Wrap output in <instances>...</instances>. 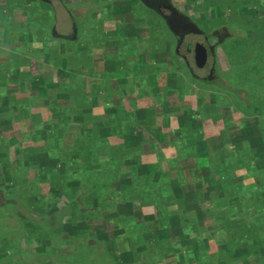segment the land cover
Masks as SVG:
<instances>
[{"label": "rangeland", "instance_id": "1", "mask_svg": "<svg viewBox=\"0 0 264 264\" xmlns=\"http://www.w3.org/2000/svg\"><path fill=\"white\" fill-rule=\"evenodd\" d=\"M116 1L4 0L5 3L2 4V0H0V4L4 5V7L0 5V8L4 9L2 13L0 12V62L6 60L7 56L13 53H18L21 58L27 59V61L22 59L17 61V74L9 76L8 71H5L3 79L8 77L9 80L6 86L0 79V84H3V86L0 85V118L3 114L6 115L7 119H13L14 116H9L10 105L27 106L30 112H37L41 115L42 122L49 124L53 118L50 105H38L36 104L37 100L33 102V96L36 94L31 91L29 85L37 73L43 76L48 75L51 82L59 80L56 78L53 68L57 70L56 67L64 56L62 51L64 46L69 47L68 50L72 53L78 51L79 58L77 60L69 59L67 70H78L81 61H83V56H87L85 63L88 66L84 65L86 67H83L85 70L84 79L87 81L103 84V81L94 74L92 67V63L98 60L103 52L111 53L113 57L119 55L120 60L118 61H122L121 67L125 70L120 77L121 80L113 78L114 80H111L112 85L109 86L107 82L108 88L107 85H104L99 90L100 96L91 89L87 94L89 98L87 101L95 100V104H92L93 106L90 108L91 114L99 117L96 120H105L106 125L110 126V128L103 126L108 129L104 138H99L96 135L97 138L95 139V130L90 131L96 127L93 119L88 121L89 124L84 127L89 133L81 132L82 123L77 120H71L66 125L61 123V129L64 130L67 139L64 143L62 142L64 145L60 146H54L53 141L47 140L43 133L40 135L36 133V137L39 136L34 139L33 132L25 131L28 128V121L22 123L13 121L11 123L12 131L9 133L12 135L15 131L18 132L16 135L18 137L16 138L17 144L23 149L41 147L47 144L48 153L52 154L50 158L54 161V166H52L53 169L50 168L47 170L48 172L45 171L44 173L48 174V177L49 174H52L49 177L50 180L33 181L34 173L25 165L17 171L18 173L7 174L13 177L12 183L3 182L7 170L0 167V175H2L0 177V191L7 194V199H11V196L16 197L15 204H4V208H0V232H3L2 235L9 238L12 244L15 240L19 247L16 246V248L22 254L27 253L23 257L20 255L12 256L17 253L14 252V246L13 253H11V243L4 247L0 246V264H14L15 262L19 264L20 262L24 264H35V262L39 264H66L64 259L60 258L61 255L78 258L80 264H115V256L120 255L123 261L127 251L132 252V257H135V261L131 264H177L176 260L172 259L171 252H167L170 244L169 246L165 245L163 250H159L152 247L154 240L145 238L143 241V238L140 237L139 231H142L144 225L146 228L150 225L155 228L151 221L144 220V216L155 215L157 220H164L167 225L173 222L174 217L183 223L191 221L192 218L196 220L197 215L194 211L181 210L179 185H191L193 187L191 190L196 197L203 194L210 196L206 176L216 175L220 166L218 157L222 156V153L214 150L207 152L205 151L206 148L202 151L201 138L204 136L217 135L220 131L225 130L227 136L235 135L236 137L235 131H240L251 125L259 130L262 135L260 136L261 141L264 142V107L262 111L260 108L258 113L252 114V112L249 113L248 104L249 91H258L256 76H253L249 71V55L254 48L262 47L264 49V0H167L170 7L177 9L182 17L188 19L189 26L193 27L190 31L197 35H189L185 40L192 44L197 42L212 48V52L210 50L207 55L206 66L202 69L194 66L191 55L188 56L190 65L185 64L181 58L183 50L177 49L178 46L175 45L176 39L173 33L155 15L156 12L158 13L157 8L159 9V7H154V4H147L143 7L138 0H131L134 2L129 3L128 0H124L125 5L120 7L122 12L117 15L113 7V2ZM7 4L12 5V8L5 6ZM86 4H94L95 7L87 8ZM74 19L77 23L76 28L73 25ZM130 23H138V26ZM140 27H144L147 34L139 33ZM151 27L154 29L149 30ZM200 30L204 32V35H208L207 39L198 34ZM153 35L158 36L154 39L152 38ZM28 36H31V39ZM63 37L68 40H57ZM154 41H158L156 43L159 47H155L157 49L163 48L162 46L165 44L164 51L166 53L163 55L165 59H161V64L155 61L146 62L145 59L148 60V58L145 56L143 58L145 64L140 63L136 72L134 66L138 65L140 59L135 56L126 57V52L130 51L129 48H133L136 52L139 49L140 52L141 48L144 47L148 51L149 48L152 49ZM80 46L86 47V53L79 48ZM107 46H110L108 50L105 48ZM256 53L262 54V52L257 51L252 53V56ZM46 54L54 55L55 60L51 58V61L46 63L44 61ZM259 67L264 69L262 65ZM164 77H167L166 81ZM206 79L212 80V82L207 83ZM249 79H251L252 87L249 86ZM262 81L264 88V76ZM19 82L21 85L18 84ZM173 83L178 84L182 90L173 91ZM224 86L234 88L236 93L225 91V88H222ZM109 88H115V91L110 92ZM243 88L246 93L248 92L247 95ZM4 96L12 100L11 104L6 106V104L1 103ZM58 103L64 104V101L59 99ZM30 105L31 107H29ZM179 107L182 111L181 115L176 114L181 113ZM113 108L118 111L115 112ZM213 112L217 113L214 114ZM117 113L120 116H117ZM184 117L193 119L194 122H186ZM53 122H58V118ZM21 125L24 129L20 131ZM117 131H121L126 138L129 134V140L130 134L134 136L138 146L120 148L118 144H122L124 139L119 136ZM241 133L244 134L245 132ZM91 144L95 146L94 155L103 169L106 165L113 164L111 162L105 166L101 164L109 160L107 147L112 146L114 152H121V161L117 167H114L115 174L109 175L108 173L104 174V171L93 172L91 169L88 170L85 166L87 155L81 156L80 151L87 153L88 146ZM231 145L226 144L223 148L228 146V153L224 155H233V161H235V155L240 158L242 154L248 158L251 155V148L247 142ZM14 146L15 144H10V147L7 148L8 155L0 158V162H12L16 158ZM194 148L200 150L197 151ZM255 152L254 150L253 154ZM158 153L160 156H157ZM161 154L169 156L171 159L165 160ZM262 155V160L250 161V164L252 162L263 164L264 150ZM151 159L154 161L144 163ZM126 160L135 162L136 167H140L141 164L145 167L142 174V184L148 188V191H138L134 185V180H132L133 186L121 183L110 188L113 192L112 198H114L115 190H119L123 194L133 192V195L141 196L143 199L142 201L141 198L140 201H129L125 195L121 196L124 209L118 214L120 208L117 207V215L111 217V220L113 226L118 224L123 228V232L118 233L113 228L111 229L109 224L104 221L107 220L105 217L103 220L100 219L101 221L99 219H86L84 216L88 214V209L86 212L75 214L73 218L75 220L70 221V223H74L76 233L73 231L64 232L58 226L57 234L59 235H56V227L57 224H61L60 221L56 223L52 220L53 227H40L41 225L36 227L33 222L29 223V220L21 221L24 216L25 205L35 209L40 215V220L44 221L47 217L46 214L52 211L47 209L48 206L54 202H67L69 197H75L83 191L86 178L83 174L87 172L95 174L92 191L96 192L99 188L111 184L115 181V177L127 174L132 170L133 166L126 163ZM181 160H186L188 163L192 162V166L193 164L196 165L193 166L194 169L190 171L188 176L185 171L179 169L178 161ZM59 161L66 162L67 169L70 168L66 173L60 171ZM74 163L83 164L87 172L74 168ZM151 168L154 170L152 171ZM237 168L239 171L235 174L243 176L244 191L246 190L244 199L248 201V206L246 209H242L243 202H241L240 205L237 204L234 211H237L236 214L242 213L249 228V215L251 214L249 212L254 210L256 206L253 203L249 204L247 198L250 194L249 186L256 183L257 175L255 171L249 172L245 164ZM205 170L208 174H204ZM158 178L159 181H157ZM75 180L80 181V183L78 185L69 183ZM218 180L220 179H216L214 184L219 182ZM4 183L5 187L1 186ZM198 184H200V188L196 187ZM204 184L205 186H203ZM103 194H106L105 189ZM260 194L264 195V191H261ZM214 201L215 204L217 201L220 203L217 196H215ZM60 203L58 206H63ZM112 203H114L113 200L109 205L111 206ZM40 205H44L43 209L40 208ZM89 205L95 206L92 203ZM104 206L103 204L100 213L109 214L110 207L104 208ZM184 209L186 210V207ZM187 213L191 215V219H187ZM58 216L59 218L62 217ZM121 216L128 217L129 223L122 220ZM238 216L240 217V214ZM217 218L219 215H216L215 222L213 218L206 217L205 225L209 229L216 228L219 223ZM254 219L255 217L251 220L250 227L260 231L250 232L249 237L247 233L240 232L239 229L236 230L232 227L229 230L236 238L231 248L237 249V254L228 255L223 264H230L234 257H237L236 264H243L242 260H245L247 264H264V252H262L264 251V240L263 243L257 240V238H263L264 226L260 221ZM56 220H58L57 217ZM69 220V218L62 219L65 224L69 223ZM48 230L54 233V237L46 244L49 246L48 252L58 251L53 252L50 257L36 252L38 241L45 240L43 237L45 234L43 233L42 236V231ZM151 230L156 233V229ZM211 233L219 239L223 238L220 230ZM46 236L50 238L48 235ZM174 240L179 241L178 237H174ZM141 243H144L146 249L141 246ZM216 249L215 240H210L206 251L211 253ZM107 252H112L113 258L106 257ZM7 259L8 262H5ZM70 264L75 263L73 261Z\"/></svg>", "mask_w": 264, "mask_h": 264}, {"label": "trees", "instance_id": "2", "mask_svg": "<svg viewBox=\"0 0 264 264\" xmlns=\"http://www.w3.org/2000/svg\"><path fill=\"white\" fill-rule=\"evenodd\" d=\"M134 1H137V0H134ZM134 1L128 0V3L134 2ZM143 1L144 0H138V2H140L143 7L144 5L147 6V4ZM4 3H5L4 0H2V4ZM113 3H114L113 7L115 8L114 10L117 12L116 14L118 15L119 13L122 12V8L120 7H122L121 5H125V1L117 0L116 2H113ZM86 5H87V8L95 7L94 4H86ZM5 6L12 8V5L10 6V4H7ZM2 7H4V5H2ZM0 10H2L0 11L2 13L4 9L0 8ZM155 15L160 18L164 26L167 28L164 20L162 19V16L157 12L155 13ZM130 24H135L136 26H138V23H130ZM73 25L76 28L77 23H75V19H74ZM153 29L154 27L149 28V30H153ZM138 32L139 33L143 32L144 34H147V30H145L144 27H140L138 29ZM156 36L153 35L152 38L155 39ZM28 37L29 39H31V36H28ZM61 39L68 40L65 37L59 38L57 40H61ZM156 42L158 41L153 42L154 44L152 45V49L149 48L148 51H146L144 47V48H141L142 50L140 52L138 51L139 49H137V52H136V50H134L133 48L132 49L129 48L130 51L126 52V57L135 56L136 58H139L141 60V61L140 60L138 61V65L134 66V69H136V72H137V67L140 66L139 65L140 63L145 64L143 60L145 56L148 58V60L145 59L146 62L155 61L157 63H160L161 59H165V57H163V55L166 53V51H164L165 44L162 46L163 48L157 49L155 47L156 46L159 47V45ZM225 47L227 48V46ZM68 48L69 47L67 46L63 47L62 51H63L64 56L60 60L59 65L56 67L57 70H54L53 68L56 78L59 79L57 82L49 81L48 75L43 76L40 73H37L34 75L33 80L30 82V85H29L31 87V91L37 95V96L36 95L33 96V102L37 100L38 102L36 104L38 105H48L49 104L50 110L53 114L52 119L57 120L58 118V122H53L52 119L49 122V124H46V122H42L41 115L37 112L36 113L30 112V109L27 108V106L17 107V106L10 105V108L8 111H9V116H14L12 120L7 119L6 115H3V114L1 115V118H0V158L8 155L7 148L10 147V144L12 143L15 144L14 154L16 156V158L12 162H8V161L0 162V167H3L4 169L7 170V172L4 174L5 180L3 182L9 181L10 183H12L13 177L7 174H15L20 168L24 167L25 165L26 167H28V169H31L33 171L34 173L33 181L39 180V179L48 181L50 180L49 177H51L52 174H49V177H48V174H44V173L45 171L48 172L47 170H49L50 168L53 169L52 166H54V161H52V159L50 158L52 154L48 153L47 144H44V146H41V147H34V148H28V149H23L17 144L16 138L18 137H16V135L18 134V132L15 131L12 135L10 134L12 131L11 123H13V121H18L19 123L28 121L29 122V124L27 125L28 128L25 129V131L33 132L34 139H37V137L42 133L45 134L47 137L46 139L53 141L54 146H60L66 141L67 139L65 138L66 134L64 133V130L61 129V123L63 125H66L71 120H77L81 122L82 123L81 132L89 133V132H86L84 127H86L87 124H89L88 121L93 119L96 127L90 129V131L95 130V135H94L95 139L97 138L96 135L99 138L101 137L104 138L105 137L104 135H107L108 133V129L103 127V126H106L107 128H110L109 125H106V121L102 119L96 120V118H99V117L93 116L91 114L90 108L93 106L92 104H95V100L93 101L90 100L91 102L87 101L89 99L87 94H89L88 92L91 89L94 92L96 91V95L99 94L100 96L101 94L99 93V90L104 85L105 86L107 85V88H108V83H109V86L112 85L111 80H114L113 78H117L121 80L120 77L123 75L125 70H123L124 68L121 67L122 61H118L120 60V56L118 55L117 57H113V54L103 52V55H101L98 60L92 63L94 74L103 81V84H92L90 80L87 81L84 79L85 70L83 69V67L84 65H86L85 63V60L87 59L86 55L83 56L82 58L83 61H81L80 68L78 70L76 69L67 70L68 68L67 63L69 59L71 60L79 59L78 51L72 53L68 50ZM79 48L83 49L84 53H86V47L80 46ZM105 48L108 50L110 46H107ZM257 51L262 52L263 55L261 53H256L252 56V53H255ZM51 58L52 60H55L54 55L46 54L44 61L46 63H49L51 61ZM19 59L27 61V59L21 58L18 55V53H13L12 55L9 54L6 60H3L0 62V71H1L0 79L3 81L5 86L7 82L9 81L8 77L3 79L5 75V71L6 70L8 71V73L10 74L9 76L11 75L13 76L14 74H17V71H18L17 61ZM261 65L262 67H264V49L262 47L254 48V50L250 51V55H249V71L253 74V76H256L255 81L258 83V91L257 90L249 91V102H248L249 113L252 112V114L258 113L260 111V108L262 111V108L264 107V88H263V83H262L263 82L262 78L264 76V69H261V67H259ZM152 79L154 80V78ZM251 79L254 80V78H251ZM251 79H249V86L252 87ZM206 80L208 81L207 83L212 82V80H209V79H206ZM18 84L21 85L20 82ZM0 85L3 86V84H0ZM22 86H24V83H22ZM172 86H173V91L182 90L181 87L178 86V84L176 83H173ZM222 88H225V91H232L236 93V90H234V88H231L230 86L229 87L224 86ZM109 91L113 92L115 91V88L113 89L109 88ZM247 93L245 90L246 95ZM59 99H62L64 101V104H59L58 103ZM11 101H12L11 99L4 96L1 100V103L6 104L7 106V104L8 105L11 104ZM13 102L17 103L18 101H13ZM29 107H31V105ZM206 109L209 110L208 108ZM113 110L115 112L118 111L115 108H113ZM179 110L181 111L180 107H179ZM118 113H117V116H120V114ZM210 113H212L211 110H210ZM213 113L216 114L217 112H213ZM176 114L181 115L182 111L181 113H176ZM110 115H115V114H110ZM184 121L189 122V123L194 122L193 119L185 118V117H184ZM22 129L24 128L21 125L19 127V130L21 131ZM241 132H245V133L242 134ZM36 133L39 134L37 137H36ZM117 133L119 134V136H121L124 139V142H122V144H118V146L120 145L119 146L120 148L124 147L125 149L126 146H129L130 148L138 146L137 142L134 139V136H132L131 134H130V140H129V134H128V138H126L121 131H117ZM235 133H236V137L235 135L227 136V132L225 130H222L217 135L204 136L203 138H201L202 151L204 150V148H206L205 151L207 152L214 150L215 152L220 151L222 153V156L218 157V163L220 164V166L216 171V175L214 176L204 175L207 177L206 184H207V187L209 188L210 196H208L207 194L205 195L203 194L201 196L199 195L196 197L193 191L191 190L193 188L191 187V185L189 184L183 185V186L179 185L181 189V197H180L181 207H182L181 210L186 211V212L194 211L195 214L197 215L196 220L192 218L191 221H188L187 223H183V222H180L181 220H178L177 217H174L173 222L170 223V225H167V223L166 224L164 223V220L162 221L157 220L155 215L154 216H151V215L144 216V220L151 221L155 228H152L151 225L146 228V225H144L142 231L141 230H140L141 232L139 231L140 237L143 238V241L145 238L149 240H154L152 247L159 249V250H163L165 245L169 246L170 244L171 247L170 246L168 247L167 252L168 251L171 252L173 256L172 259L176 260L177 264H180L181 262L183 264L185 263L186 264H218L219 262L223 264L228 255L232 253L237 254V249L234 250L233 248H231L234 245V242L236 241V238L229 232V230L232 227L236 230L239 229L240 232L247 233V236L249 237L250 232L255 233V230H257L258 232L260 231L259 229H255V228L252 229L250 227V222L254 217H255L254 220L260 221V223L264 226V195L260 194L261 191L262 192L264 191V163L260 164L258 162H255V163L252 162L250 164V161L262 160V157H263L262 151L264 150V142L262 143L261 137H260L262 135L259 133V130L256 127H253L251 125L241 129L240 131L239 130L235 131ZM103 142L106 143V141H103ZM242 142H247L249 144V148H251L250 149L251 155L249 156V158L245 156L244 154H242L241 158L235 155V161H233L234 160L233 155L232 156L224 155L228 153V146H232L231 144L236 145ZM226 144H228V146L226 148H223ZM111 147L112 146L107 147V153L109 154L108 155L109 160L106 162H102L101 164L105 166V164L110 163V162L113 164L116 162L117 163L114 166L113 164L106 165L104 169L100 167L94 155L95 146L93 144L88 146L89 150L87 153L80 151L81 156L87 155V157L85 158V161H86L85 166H87L88 170L91 169V171L93 172L94 171H97V172L104 171V174L108 173L109 175L115 174L114 167H117V165L121 161L122 155L120 156L121 152L120 153L114 152L113 151L114 147H112V149ZM194 149L197 151L200 150L197 148H194ZM254 150L256 151L255 154H253ZM252 154H253V157H252ZM126 163L133 166L131 171H129L127 174H123V175H119L115 177L114 182H112L111 184L109 183L103 186L102 188H99L96 192L92 191L94 189L93 181L95 178V174L93 172L88 173L83 164L74 163L73 164L74 168L80 171L83 170V172H87L86 174H83L86 176L84 180L85 187L83 191L78 193V195L75 197H71V198L69 197L68 198L69 200H67V202H62V203L59 202L63 206H58L59 203H55V202L51 204L50 206H48L47 209L48 210L51 209L52 211L46 214L47 217H45L44 221L40 220V215L35 209L32 208L33 209L32 210L31 208H28L27 205H25L24 207L25 210L23 212L24 216L21 221L29 220L30 221L29 223L33 222L34 226L36 227L38 225L39 226L41 225L40 227H45V226L53 227L52 220L56 221V223L60 221L61 224H57V227H56V235H59L57 234L58 226L64 232L73 231V233H76V227L74 226V223H70V221L75 220L73 219L75 214L86 212V210L88 209L89 211V212L87 211L88 214L84 216L86 217V219L89 218V220L90 219L103 220V217H105L107 220H104V221H106L109 224L111 229L113 228V230L118 233L123 232V228L120 227L118 224L113 226V221L111 220V217L117 215V211H116L117 207L120 208L118 211V214H120L121 211L124 209V204L121 201L122 200L121 196L125 195V197L129 201L130 200L140 201V198L142 201L143 199L141 196H137L135 194L133 195V192H130L128 194H123L119 190H115V193L113 194L114 198H112L111 195L113 192L110 190V188L116 187L121 183L123 184L126 183V184L133 186L132 180H134V183H135L134 185L138 191L140 192L148 191V188L143 186L142 184V174H143V170L145 169V167L142 166V164L140 165V167H136L135 162H129V160H126ZM191 163L186 162V160L178 161L179 169L181 171H185V173H187V176L189 175L190 171L194 169L193 166H196L195 164H193L192 166ZM59 164H60L59 169L63 173H66L70 169V168L67 169V163L64 161H59ZM242 164L246 165L247 170H249V172L255 171L257 175L256 183L253 186H249L250 194L247 192V194H249V198H247L249 199V204L253 203L256 206L254 210L249 212L251 213L249 215V228L247 226L246 219L243 218L242 213L240 212L236 214L237 211H234V208H237L236 207L237 204L240 205L241 202H243V204L241 205L242 209H246V207L248 206V201L244 199L246 190L244 191L243 176H240L239 174L237 175L235 174L237 171H239L237 167L242 166ZM152 168H155V167L152 166ZM153 170L154 169H152V171ZM204 174H208L207 170H205ZM16 176L18 177V174H16ZM0 177H2V175H0ZM216 179H220V180H218L219 182L214 184ZM157 181H159V178ZM5 183L2 184L1 186L5 187ZM69 183L78 185L80 181L75 180L74 182L70 181ZM203 186H205V184ZM96 187L98 188V186ZM106 187L109 189H107ZM196 187L200 188V184H198ZM103 188L106 190V194H103L104 192ZM215 196H217V199L220 200L221 204L218 201L215 204V201H214ZM6 199H7V194L3 193V191H0V200H1L0 204H2L0 208H4L5 206L4 204H9V203L15 204L16 203V197L11 196V199H7V202H5ZM112 200L114 203H112V205L110 206L109 204ZM90 203L94 204L95 206L91 207V205H89ZM103 204L105 205L104 208L110 207L111 211L108 212L109 214H106V213L101 214L102 212L100 213V209ZM126 204L127 206H129L128 203ZM43 206L44 205H40V208L43 209ZM184 207H186V210L184 209ZM239 214H240V217L238 216ZM58 215L62 217L59 218ZM216 215H219V218H217L219 223L216 228L209 229L208 226L205 225V218L206 217L213 218L216 222ZM186 216H187V219H191L190 214L187 213ZM56 217L58 218V220H56ZM63 218H67V219L69 218L70 219L69 223L65 224L64 221H62ZM121 219L129 223L128 217L121 216ZM200 225L201 227H199ZM151 229H156V233L152 231ZM51 230L42 231V236H43V233L45 234L43 236L45 240L38 241L37 251H36L37 253H41L42 255L49 256V257L52 255L53 252H58L55 250L48 252L49 246L46 244L49 242L51 238L54 237V233H51ZM219 230L222 232V235H223L222 239H219L215 234L211 233L213 231H219ZM2 233L3 232H0V246L4 247L6 246V244L11 243L10 242L11 240L9 241V238H6V236L2 235ZM235 233L237 232L235 231ZM205 234L206 235L209 234V235L203 236ZM262 234L264 238V230L262 231ZM46 235H48L50 238H48ZM174 237H178L179 241L174 240ZM263 238L262 239L257 238V240L260 243H263V240H264ZM212 239L215 240L217 249L214 250V252L209 253L208 250L206 251V249H208L209 242ZM167 240L168 242H166ZM17 243L19 244V241H17ZM143 244L144 243H141V246L146 249V247ZM13 246L15 249L14 252L17 254H14L12 256L20 255L23 257L25 254H27V253L22 254V252L19 251L18 249L19 247L16 244L15 240L12 244L11 253H13ZM16 246L18 248H16ZM131 253L132 252L127 251L126 258L123 261L120 255L119 256L116 255L114 258L115 264H126V263L131 264L132 262H134L135 257H132ZM113 255L114 254H112V252H107L106 257L113 258ZM61 256L62 257L60 258L64 259V262L66 264H70L73 261L75 264H80V262L78 261V258H72L69 256L66 257L63 255ZM236 258L237 257L232 258L230 264H236ZM5 262H8V259ZM242 262L243 264H247L245 260H242ZM14 264H19V263L15 262ZM20 264H24V263L20 262ZM35 264H39V263L35 262Z\"/></svg>", "mask_w": 264, "mask_h": 264}, {"label": "flooded vegetation", "instance_id": "3", "mask_svg": "<svg viewBox=\"0 0 264 264\" xmlns=\"http://www.w3.org/2000/svg\"><path fill=\"white\" fill-rule=\"evenodd\" d=\"M163 1H165L166 3L162 2L161 0H144L143 2H145L146 4H154V7L156 8L159 7V9L157 8L158 13L162 16V19L164 20L165 25L167 26L169 31L173 33V36L176 39L175 45L178 46L177 49L183 50V53L181 54L182 56L181 58L184 60L185 64L190 65L188 56L191 55L194 66L198 68L195 65L196 62H195V56H194V48L197 42L190 44L189 41L185 40V38L188 37L189 35H195V34H192L193 33L192 31H190V29L193 27L189 26L188 19L182 17L180 12H178L177 9H174L168 5L169 2L167 0H163ZM203 33L204 32L200 30L198 34L203 35V38L207 39L208 35H204ZM203 47L205 48V56L207 59V55L210 53V50L212 52V48L205 47V46ZM206 62L203 64L201 68H198V69L204 68L206 66Z\"/></svg>", "mask_w": 264, "mask_h": 264}, {"label": "water", "instance_id": "4", "mask_svg": "<svg viewBox=\"0 0 264 264\" xmlns=\"http://www.w3.org/2000/svg\"><path fill=\"white\" fill-rule=\"evenodd\" d=\"M194 56H195V65L198 68H201L203 64L206 62V56H205V48L197 43L195 48H194Z\"/></svg>", "mask_w": 264, "mask_h": 264}, {"label": "crops", "instance_id": "5", "mask_svg": "<svg viewBox=\"0 0 264 264\" xmlns=\"http://www.w3.org/2000/svg\"><path fill=\"white\" fill-rule=\"evenodd\" d=\"M165 78V81L167 80V77H164ZM91 83L92 84H98V82H94V81H91ZM147 106H148V104H147ZM166 153V152H165ZM167 154V153H166ZM164 158H165V160H167V159H171V158H169V156H166V155H164V154H161ZM168 155V154H167ZM157 156H160L159 155V153L157 154ZM151 161H154L153 159H151V160H147V161H145L144 163H147V162H151Z\"/></svg>", "mask_w": 264, "mask_h": 264}, {"label": "bare ground", "instance_id": "6", "mask_svg": "<svg viewBox=\"0 0 264 264\" xmlns=\"http://www.w3.org/2000/svg\"><path fill=\"white\" fill-rule=\"evenodd\" d=\"M191 44V43H190ZM171 49V48H170ZM74 135V134H73Z\"/></svg>", "mask_w": 264, "mask_h": 264}]
</instances>
